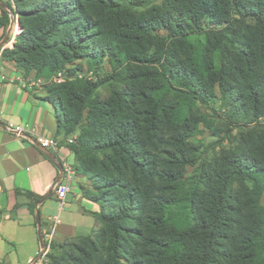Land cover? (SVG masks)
Instances as JSON below:
<instances>
[{
	"label": "trees",
	"instance_id": "16d2710c",
	"mask_svg": "<svg viewBox=\"0 0 264 264\" xmlns=\"http://www.w3.org/2000/svg\"><path fill=\"white\" fill-rule=\"evenodd\" d=\"M14 1L22 31L1 56L20 72L48 75L106 53L118 63L120 45L158 64L105 99L82 80L44 97L57 134L67 142L79 130L67 143L97 191L83 197L99 205L84 244L50 264H264V130L252 126L264 117V0H161L140 12L132 8L149 0ZM7 22L0 7V28ZM216 90L243 129L231 151L186 178L198 157L192 135L206 124L198 104Z\"/></svg>",
	"mask_w": 264,
	"mask_h": 264
},
{
	"label": "crops",
	"instance_id": "0c3cea01",
	"mask_svg": "<svg viewBox=\"0 0 264 264\" xmlns=\"http://www.w3.org/2000/svg\"><path fill=\"white\" fill-rule=\"evenodd\" d=\"M7 122L24 126L26 135L6 129ZM39 135L58 141L57 149L49 150L52 157L33 142ZM74 162L56 132L51 103L30 91L20 70L0 53V264H37L42 244H60L97 227L98 204L83 197L75 177L65 199L56 198L60 168ZM34 196L42 199L35 202Z\"/></svg>",
	"mask_w": 264,
	"mask_h": 264
},
{
	"label": "rangeland",
	"instance_id": "374dc122",
	"mask_svg": "<svg viewBox=\"0 0 264 264\" xmlns=\"http://www.w3.org/2000/svg\"><path fill=\"white\" fill-rule=\"evenodd\" d=\"M0 2L5 4L8 8V10H6L8 13V22L4 27L0 28L1 53L3 49L13 48V43L16 41V37L22 29L18 22V32H13L11 36L9 34L7 37L10 20L12 16L18 18V11L14 0L13 3L11 0H0ZM160 2L161 0H149L142 4V6L132 8V11L140 12ZM155 33L159 36L165 35L164 30H157ZM125 49H128L130 53L136 54L132 48H126L120 45L116 50V53L119 55L118 63H114L110 55L106 53L102 56L78 58L72 62L63 64L48 75H39L33 70H24L21 71V74L26 79V87L34 94L41 95L42 97H47L49 95V89L55 85H62L74 80H82L95 85L97 97L105 99L111 94L113 89H122L125 86L124 78H126L128 74L138 72L142 69L158 68V64L150 65L142 62V56H140L141 60L126 57L124 53ZM12 63L17 68L18 65L14 62ZM198 107L200 112L205 116L206 124H199L197 130L192 135L191 141L198 149V157L195 164L186 166L184 173V177L186 178L196 175L200 165L218 158L222 153L231 151L235 147L237 137L243 129L240 125L237 126L226 118L218 90H216V97L212 101L205 102L204 104L200 103ZM84 118L85 114L83 115V119ZM252 126H255L258 130H264V117L259 118ZM78 133L79 130L77 129L73 134H70L68 138H72L76 141ZM73 166L75 169L74 182L79 191H88L91 194H97V191L92 188L88 177L76 170V162H74ZM261 202L264 203V195L261 198ZM84 242V236H80L69 239L61 245L54 243L46 244L45 248L41 249L38 254L36 262L37 264H50L49 256L61 255L63 251L70 248V243H79L83 245Z\"/></svg>",
	"mask_w": 264,
	"mask_h": 264
},
{
	"label": "built area",
	"instance_id": "2783aa9c",
	"mask_svg": "<svg viewBox=\"0 0 264 264\" xmlns=\"http://www.w3.org/2000/svg\"><path fill=\"white\" fill-rule=\"evenodd\" d=\"M13 3V0H11ZM11 31L10 36L13 32H16V27H18V18L16 16H12L11 20ZM10 43V41H9ZM6 129L14 132L17 135L25 136V128L20 124H15L12 122H7L5 125ZM34 143L39 144L40 146L48 149V150H56L58 147V141L53 137L39 135L33 139ZM68 143H72L73 139L68 138ZM75 177V169L73 166L64 164L62 166L61 177H59L54 184V192L56 198L60 201L65 199L66 194L70 191L71 182Z\"/></svg>",
	"mask_w": 264,
	"mask_h": 264
},
{
	"label": "water",
	"instance_id": "95a60500",
	"mask_svg": "<svg viewBox=\"0 0 264 264\" xmlns=\"http://www.w3.org/2000/svg\"><path fill=\"white\" fill-rule=\"evenodd\" d=\"M0 7H2V8H4V9L8 10V8L6 7V5L3 4V3H1V2H0ZM10 31H11V22H10V25H9V29H8V31H7V37L9 36ZM35 144L41 149V151H42L45 155H47L48 157H52V154H51V152H50L48 149H46V148L40 146V145L37 144V143H35ZM61 172H62V167L60 168V177H61ZM35 215H36V220H37V222L39 223V213L37 212V210H36V214H35ZM42 246H43V249H44V248H45V245L42 244Z\"/></svg>",
	"mask_w": 264,
	"mask_h": 264
},
{
	"label": "bare ground",
	"instance_id": "6f19581e",
	"mask_svg": "<svg viewBox=\"0 0 264 264\" xmlns=\"http://www.w3.org/2000/svg\"><path fill=\"white\" fill-rule=\"evenodd\" d=\"M18 28H19V27H16V31H17V32H18Z\"/></svg>",
	"mask_w": 264,
	"mask_h": 264
}]
</instances>
